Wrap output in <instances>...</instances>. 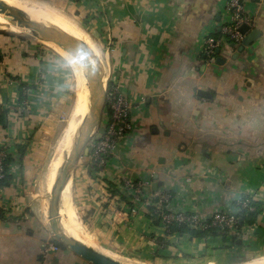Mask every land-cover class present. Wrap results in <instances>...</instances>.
<instances>
[{"label":"crops","instance_id":"crops-1","mask_svg":"<svg viewBox=\"0 0 264 264\" xmlns=\"http://www.w3.org/2000/svg\"><path fill=\"white\" fill-rule=\"evenodd\" d=\"M41 1L94 36L105 53L103 81L115 83L131 106L132 130L106 166L95 169L88 145L62 193L60 210L67 199L75 231L126 264L239 260L264 252V0H243L251 20L244 39L257 32L256 39L242 50V43L222 41L210 63L203 41L220 38L227 0ZM11 34L0 32V149L10 159L0 192V264H89L53 238L46 207L55 153L44 170L69 107L64 60L70 62ZM108 119L104 110L101 128ZM125 181L144 183L147 195L169 194L178 212L206 218L236 210L241 197L256 203L257 214L239 233L167 236L144 203L132 209L122 199ZM49 242L58 250L44 253Z\"/></svg>","mask_w":264,"mask_h":264},{"label":"built area","instance_id":"built-area-1","mask_svg":"<svg viewBox=\"0 0 264 264\" xmlns=\"http://www.w3.org/2000/svg\"><path fill=\"white\" fill-rule=\"evenodd\" d=\"M225 10L228 14V21L220 28V38L206 37L203 41L202 53L205 60L210 63L216 56V50L222 41L232 44L242 43L245 34L241 32L243 27L251 28V20L246 15L243 0H227ZM105 112L108 114V122L104 127V134L97 131L93 135L89 146L91 148V161L95 169H103L108 159L114 154L121 142L132 130L130 121L131 106L121 94L118 86L110 79H107L105 94ZM7 152L5 148L0 149V192L3 189V182L6 179L7 170L5 163ZM142 182H123V193L133 201L142 200L146 206L152 207L153 213L162 219V226L166 229L169 225L176 223L185 225L192 230L208 231L218 229L219 232H240L242 210L252 211L249 206V199L238 198L235 201V209L227 207L217 211L209 217H200L196 214L178 212L169 206V194H145ZM58 250V245L49 242L44 253Z\"/></svg>","mask_w":264,"mask_h":264},{"label":"bare ground","instance_id":"bare-ground-1","mask_svg":"<svg viewBox=\"0 0 264 264\" xmlns=\"http://www.w3.org/2000/svg\"><path fill=\"white\" fill-rule=\"evenodd\" d=\"M0 3H2V5H0V27H3L4 29L10 31V33L19 36H32V34H36L38 35L39 38H42L41 36L44 33L51 32L57 34L59 37L61 36L60 38L63 39L62 42L72 40L76 43L78 48L83 47L86 50L88 55L93 59V63L92 62L91 63L99 71L100 76L102 77V69H101L102 62L100 61V59H98L99 58L98 48L93 43L92 38L81 29V27L72 18V16L68 15L63 10L61 11L59 8H56L53 5L44 3L39 0H0ZM18 16H20L22 20L30 24L31 30L18 25V19H17ZM42 41L47 42L45 39H42ZM45 42L42 43L50 47L54 51H56L61 57L67 59L69 62L71 61L70 65H72L75 72L78 71V66L75 64L76 62L82 68V71L84 73V79L88 80V82L84 85L81 91L79 92L78 90V92L76 93V98L74 100L75 105L74 107L72 106L74 109L70 121L72 122L76 120L74 116L77 115L78 120H80L79 125H75L74 129H72L70 126L71 122H69V125L66 127V130L64 132V136L62 137L63 145H61L60 150L56 152L49 166L47 179L50 184L53 183L52 187L50 186L51 187V191L49 195V200H50L51 192L56 182L57 176L60 170L62 169V167L67 163L68 155L71 152L73 143L77 138L79 132L82 130V127L87 119V116L89 115L90 110L92 109L91 98L93 94V85L82 64L78 60L73 58L68 51L59 48L57 45L45 43ZM88 91L90 93V96L88 98V103L86 106V94H88L87 93ZM81 108H83L82 111L78 113V111L81 110ZM71 129H72L71 131L72 133L70 134ZM70 141H71V148H69ZM68 148L70 149L69 153H67L63 161H61L60 158L61 153L67 150ZM71 182H72V177L69 176L62 185V190L59 200L58 221L59 219H61L63 222V226L59 221V228L66 237L77 241L82 246L88 249H93L94 246L91 245L90 241L87 242L81 238L82 236H78L76 234V231L70 222L71 218L69 219L68 217L69 215L67 214L66 209H64L66 208L65 200L67 199L64 198V201L62 203V208L60 210L62 193L66 185ZM93 250L99 252L95 248ZM99 253H101L102 255L108 258H111L108 254H104L102 252ZM240 264H264V254L255 256L254 258H249L248 260H245Z\"/></svg>","mask_w":264,"mask_h":264},{"label":"water","instance_id":"water-1","mask_svg":"<svg viewBox=\"0 0 264 264\" xmlns=\"http://www.w3.org/2000/svg\"><path fill=\"white\" fill-rule=\"evenodd\" d=\"M0 5H2V3H0ZM17 19L19 26H23L31 30V26L28 22L22 20L20 16H18ZM247 30L248 28L243 27L241 29V32L245 34ZM256 35L257 32H252L250 35H248L242 41L241 50L244 47L249 46L256 39ZM25 37L41 42L42 39H45L48 42L56 44L59 48L68 51L73 58H75L82 64L93 85V94L91 98L92 109L87 116L82 130L79 132L77 138L73 143L71 152L68 155L67 163L60 170L51 192L48 207V222L50 231L59 244L68 248L74 254L79 256L83 261L89 264H123L121 262L108 258L101 253L94 251L93 249H88L82 246L77 241L66 237L60 230L58 221L59 200L63 183L69 176H73L80 158L83 155L88 154V145L94 135V132L97 130L99 134H104L105 130L100 126L102 124L104 113L107 80L103 82L99 71L91 63L86 50L83 47L78 48L74 41L68 40L66 42H62L63 39L60 38L61 36L59 37L57 34L51 32L44 33L41 36L42 38H39L36 34ZM218 52L219 50L217 49L216 54H218ZM198 94L202 97H209V94H207L206 92L200 91Z\"/></svg>","mask_w":264,"mask_h":264},{"label":"rangeland","instance_id":"rangeland-1","mask_svg":"<svg viewBox=\"0 0 264 264\" xmlns=\"http://www.w3.org/2000/svg\"><path fill=\"white\" fill-rule=\"evenodd\" d=\"M39 1H41V0H39ZM42 2H44V1H42ZM44 3H48V2H44ZM48 4H50V5H53L54 6V3L52 4V3H48ZM62 11V10H61ZM81 25V24H80ZM82 29V28H81ZM2 31V33H5L6 32V34H9V32L10 31H8L7 29H4L3 27H0V32ZM8 32V33H7ZM11 35H14V34H11ZM19 36V35H18ZM19 37H21V38H25V39H28V40H31V39H29V38H27V37H25V36H19ZM92 37V39L94 40V36H91ZM33 41H35V42H37L38 44H40V45H42V46H45V48H47L48 50H52L51 52H55L54 54H56V56H58L59 57V54L56 52V51H54L53 49H51L50 47H48V46H46L45 44H43L42 42H45V41H42V42H40V41H37V40H33ZM45 43H50V44H54V43H51V42H45ZM54 45H56V44H54ZM96 47H97V45H96ZM98 48V47H97ZM98 51H99V58L101 59V53H102V56L103 55H105V53L103 52V51H101V50H99L98 49ZM58 54V55H57ZM104 57V56H103ZM89 58H90V61L93 63V59L89 56ZM98 58V59H99ZM64 60V59H63ZM65 62H66V65H67V70H68V74H69V107H68V109H67V111L65 112V116L61 119L62 121H61V123H60V125H59V128H60V130L58 131V133H57V135H56V137L53 139V141H52V143H51V147H50V150H49V154H48V157H47V163H46V166H45V170H44V175H46V171H47V166H48V163H49V161H50V158L51 157H53L52 155H53V153H55L56 154V152L58 151V150H60V148H61V145H63L62 144V141H63V136H64V132H65V130H66V128L64 129V127H65V125H66V127L69 125V122H71L70 120H69V122H68V124H67V119H68V117H69V114H70V112H71V109H72V106H73V103L75 102L74 100H75V98H76V93L78 92V90H79V92L81 91V89L84 87V85L88 82V80L87 79H84V73H83V71H82V68L75 62V64L78 66V71L77 72H73V70L74 69H72L73 67H72V65H69V63L66 61V60H64ZM70 63H71V61H70ZM101 69H102V66H101ZM80 87V88H79ZM88 94H86V106H87V103H88V98H89V96H90V93H89V91L87 92ZM82 109L83 108H81V110H79L78 111V113H80V111H82ZM75 117V119L76 120H74V121H72L71 122V124H70V126H71V128L72 129H74V127H75V125H79V122H80V120H78V118H77V115L76 116H74ZM74 124V125H73ZM63 129H64V131H63ZM72 129L70 130V134L72 133L71 131H72ZM96 132H97V130L94 132V134H96ZM75 134V133H74ZM74 136V135H73ZM73 138V137H72ZM72 141V140H71ZM71 141H70V146H69V148H71ZM67 149V150H65V151H63L62 153H61V161H63V159H64V157H65V155L67 154V153H69V151H70V149ZM68 151V152H67ZM81 159V158H80ZM72 204H73V207H74V210H75V212H76V215H77V217H78V219H79V221H80V223L82 224V226L84 225L83 223V221L81 220V217L79 216V214H78V211H77V209H76V206H75V202H74V200H73V198H72ZM46 207H47V215H48V207H49V202L47 203L46 202ZM59 221H60V223H61V225L63 226V222H62V220L61 219H59ZM82 221V222H81ZM86 231V230H85ZM76 234L78 235V236H82L81 238L82 239H84V235H83V233H81V231L79 230V232L78 231H76ZM53 236V235H52ZM54 238V237H53ZM55 239V238H54ZM89 239V238H88ZM88 239H86L87 241H90V240H88ZM56 240V239H55ZM91 245H93L94 246V248L95 249H97L96 247H95V245L94 244H92L91 243ZM98 250V249H97ZM264 254V252H262V253H258V254H255V255H253V256H249V257H246V258H244V259H239V260H221L220 258H218V259H216V258H208V259H202V260H197V261H194V262H192V261H178V262H172V261H168V262H159V263H156V264H240L241 262H244L245 260H248L249 258H254L255 256H258V255H263ZM154 264V263H153Z\"/></svg>","mask_w":264,"mask_h":264},{"label":"trees","instance_id":"trees-1","mask_svg":"<svg viewBox=\"0 0 264 264\" xmlns=\"http://www.w3.org/2000/svg\"><path fill=\"white\" fill-rule=\"evenodd\" d=\"M0 118H1V115H0ZM9 161H10V159L8 158L6 160V163H5L6 170H7ZM134 183H136V182H134ZM111 186H112V184H110V188H114L112 194H117L118 189H115L114 186H112V187ZM120 195H121L122 199L124 201H126L128 206L132 209H134L136 206L140 205L141 203L142 204L144 203L142 200H140L138 202L133 201L132 199L128 198L125 195V193L124 194L120 193ZM249 206L253 208V211H249V210L245 209V210H242L240 212V214L242 216V221L240 222V226L242 225V223H245V222H248V223L253 222L254 218L256 217V214H257L256 203L249 200ZM144 209L146 210V216L151 220L152 224H154L155 226L162 225L161 217L159 215H156L153 213L154 209L152 207L147 206ZM220 234H221V232H219L218 229H210L208 231H198V230H192L185 225H180V224H176V223H173L166 228V235L167 236H173V235H176L178 237L187 236L190 240L206 239L208 237L219 236ZM158 243H159V246H161L164 249H166L168 246L167 241L162 240V239H159ZM61 246H63V245H61Z\"/></svg>","mask_w":264,"mask_h":264}]
</instances>
